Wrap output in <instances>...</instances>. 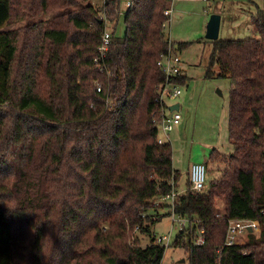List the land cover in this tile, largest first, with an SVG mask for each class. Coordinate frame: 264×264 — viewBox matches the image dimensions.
<instances>
[{"label":"trees","instance_id":"1","mask_svg":"<svg viewBox=\"0 0 264 264\" xmlns=\"http://www.w3.org/2000/svg\"><path fill=\"white\" fill-rule=\"evenodd\" d=\"M93 1L0 0V264H161L165 254L152 236L163 206L154 203L177 191L181 172L152 118L167 80L157 62L176 53L164 34L172 0H134L123 37L121 1ZM252 24L255 37L211 40L206 76L217 64L231 79L234 150L214 149L205 164L224 165L223 174L205 192L191 189L188 174L187 190L168 203L190 220L173 242L189 264H264V10ZM237 219L258 220L261 230L225 246Z\"/></svg>","mask_w":264,"mask_h":264},{"label":"rangeland","instance_id":"2","mask_svg":"<svg viewBox=\"0 0 264 264\" xmlns=\"http://www.w3.org/2000/svg\"><path fill=\"white\" fill-rule=\"evenodd\" d=\"M103 0H94L95 5H101ZM121 14L116 29V35H125L124 12L126 3L133 0H120ZM257 6L264 10V0H172V13L164 30L165 37L175 45L187 43L182 49L175 48L182 58L183 73L187 75L186 83L179 84L182 94L173 102L181 104V124L169 133L172 145L175 168L181 172L178 184L179 193L187 190L189 167L196 161L206 162L214 149L230 154L234 146L229 138V99L231 79L217 75L219 67L213 66L215 75L207 77L209 58L213 44L206 38L207 24L213 14L221 15L220 38L246 39L258 35L252 18L256 15ZM51 14H45L30 22L46 20ZM29 21H12L2 27V30L16 29ZM109 25L108 31L111 32ZM209 166V165H208ZM224 165L218 168L211 164L207 171L208 184L213 178L223 174ZM162 203L158 209L159 220L151 226L153 232L159 235L171 233V243L167 245L161 264H189L184 247L173 245L180 232L178 222L172 226L170 200L160 198ZM218 207L223 209V198L217 200ZM150 213L157 210L152 208ZM175 217V216H173ZM177 218V217H175ZM142 245L149 242V236L140 233ZM243 242L246 240L244 237ZM185 261H182V260Z\"/></svg>","mask_w":264,"mask_h":264},{"label":"built area","instance_id":"3","mask_svg":"<svg viewBox=\"0 0 264 264\" xmlns=\"http://www.w3.org/2000/svg\"><path fill=\"white\" fill-rule=\"evenodd\" d=\"M134 1V0H133ZM133 1H128L126 3V8L132 6ZM172 7L165 10V15L171 16ZM164 23V27L166 28L167 23ZM111 39V32L108 30L104 31L103 41L99 47L100 57H104L106 52L109 49ZM158 66L163 70V72L167 76V80L165 83H162L158 86V96L156 98L157 104L160 106L159 110L153 113L152 123L155 124L159 131L158 142L165 143L170 142L169 133L181 122L182 115L179 110H170V107L173 105V101H175L182 94V89L179 85L173 84L170 82L169 78L175 75H180L183 72L182 68V58L174 53L172 49H170L167 53L162 54L160 59L157 62ZM98 91H101V87L99 85ZM207 165L205 162H194L190 166L189 170V178L191 183V189L196 192H205L207 190L208 182H207ZM178 192L173 190L170 194L161 198V200L166 201L170 200V203H174L175 197ZM158 202H155L154 205H158ZM173 209V208H172ZM172 216V226L175 222H178L180 226V230L189 226L190 220L181 215H177L175 213L171 214ZM177 218H175V217ZM261 230V226L258 220H249V219H237L230 220L228 233L225 240V246L237 244L243 242V238L247 237L249 233L258 234ZM204 231L201 229L200 233ZM152 236L155 240V243L160 245H170L171 243V233L165 235H159L156 232L152 233ZM196 244H203L204 238L199 236L195 240ZM221 250L218 252L220 253ZM220 259V257H219Z\"/></svg>","mask_w":264,"mask_h":264},{"label":"water","instance_id":"4","mask_svg":"<svg viewBox=\"0 0 264 264\" xmlns=\"http://www.w3.org/2000/svg\"><path fill=\"white\" fill-rule=\"evenodd\" d=\"M220 27H221V15L213 14L211 15L206 31V38L209 40H217L220 37ZM180 105L174 104L170 107V110H179ZM182 261H185L184 259Z\"/></svg>","mask_w":264,"mask_h":264},{"label":"crops","instance_id":"5","mask_svg":"<svg viewBox=\"0 0 264 264\" xmlns=\"http://www.w3.org/2000/svg\"><path fill=\"white\" fill-rule=\"evenodd\" d=\"M258 8L261 9L260 7L257 6V11H258ZM261 10H262V9H261ZM169 20H170V19H169ZM174 48H177V49H178V45H175ZM174 104H179V105H180L179 111L181 112V104H180L179 102H177V103H176V102H173V105H174ZM180 124H181V122L179 123V125H180ZM174 129H175V128H174ZM174 129H173V130H174ZM196 162H204V161H196ZM173 166H174V168H175L174 160H173ZM190 166H191V165H190ZM175 169H176V168H175ZM189 169H190V167H189ZM188 174H189V172H188ZM177 192H179L178 189H177ZM159 205H161V203H159Z\"/></svg>","mask_w":264,"mask_h":264}]
</instances>
